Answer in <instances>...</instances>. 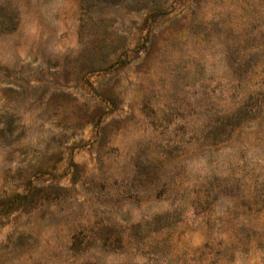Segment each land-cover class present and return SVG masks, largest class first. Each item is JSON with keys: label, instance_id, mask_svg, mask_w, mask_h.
Masks as SVG:
<instances>
[{"label": "rangeland", "instance_id": "374dc122", "mask_svg": "<svg viewBox=\"0 0 264 264\" xmlns=\"http://www.w3.org/2000/svg\"><path fill=\"white\" fill-rule=\"evenodd\" d=\"M0 264H264V0H0Z\"/></svg>", "mask_w": 264, "mask_h": 264}]
</instances>
